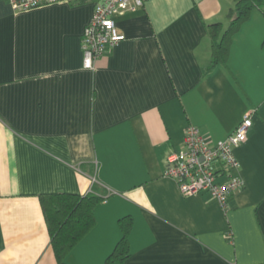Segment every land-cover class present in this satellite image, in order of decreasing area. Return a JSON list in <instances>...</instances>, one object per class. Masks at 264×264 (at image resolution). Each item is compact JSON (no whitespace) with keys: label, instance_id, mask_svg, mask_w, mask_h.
Wrapping results in <instances>:
<instances>
[{"label":"crops","instance_id":"1","mask_svg":"<svg viewBox=\"0 0 264 264\" xmlns=\"http://www.w3.org/2000/svg\"><path fill=\"white\" fill-rule=\"evenodd\" d=\"M98 0L14 11L0 0V264H58L45 193H95L96 225L59 264H107L133 219L125 264H264V7L211 65L209 24L234 0H144L113 15L125 39L83 65ZM235 147L243 186L224 208L164 174L187 126Z\"/></svg>","mask_w":264,"mask_h":264},{"label":"built area","instance_id":"2","mask_svg":"<svg viewBox=\"0 0 264 264\" xmlns=\"http://www.w3.org/2000/svg\"><path fill=\"white\" fill-rule=\"evenodd\" d=\"M74 1L77 0H12V7L14 11H20ZM143 4L144 0L97 1L82 39L85 68H93L95 58L125 39V35L118 30L113 15ZM251 127V117H245L225 139L214 142L198 127L187 126L180 149L166 155L165 176L174 179L183 194L205 192L227 208L231 195L243 186V180L235 172L239 163L234 149L247 140Z\"/></svg>","mask_w":264,"mask_h":264},{"label":"trees","instance_id":"3","mask_svg":"<svg viewBox=\"0 0 264 264\" xmlns=\"http://www.w3.org/2000/svg\"><path fill=\"white\" fill-rule=\"evenodd\" d=\"M264 0H234L228 10V25L221 22L209 24L208 31L212 43L211 65L225 62L233 35L246 21L253 9H263ZM104 198L90 193L80 195L68 192L45 193L40 195V203L48 226L51 245L58 264L76 244L96 225V206ZM122 236L107 257V264H125L130 254L129 236L133 225L130 215L118 220Z\"/></svg>","mask_w":264,"mask_h":264}]
</instances>
